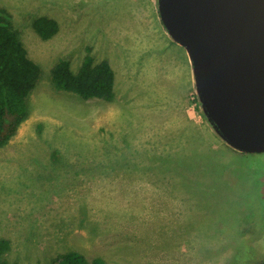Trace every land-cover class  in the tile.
<instances>
[{"label":"rangeland","instance_id":"rangeland-1","mask_svg":"<svg viewBox=\"0 0 264 264\" xmlns=\"http://www.w3.org/2000/svg\"><path fill=\"white\" fill-rule=\"evenodd\" d=\"M42 73L29 116L0 147L7 264L76 250L109 264H264V152L230 146L202 115L188 51L159 0H0ZM41 14L60 30L32 28ZM115 97L58 90L51 68L88 52ZM236 251L240 253L237 258Z\"/></svg>","mask_w":264,"mask_h":264},{"label":"water","instance_id":"water-1","mask_svg":"<svg viewBox=\"0 0 264 264\" xmlns=\"http://www.w3.org/2000/svg\"><path fill=\"white\" fill-rule=\"evenodd\" d=\"M159 2L211 122L235 149L264 152V0Z\"/></svg>","mask_w":264,"mask_h":264},{"label":"trees","instance_id":"trees-1","mask_svg":"<svg viewBox=\"0 0 264 264\" xmlns=\"http://www.w3.org/2000/svg\"><path fill=\"white\" fill-rule=\"evenodd\" d=\"M31 25L43 40L52 38L60 30L59 22L46 14L36 16ZM87 49L76 70L72 68L69 58L58 59L51 68L52 84L58 90L73 92L85 99L112 100L115 97V70L107 59L97 60ZM41 73L40 63L29 55L14 27L13 14L6 7H0V147L9 143L28 118L27 96ZM202 115L211 122L205 110ZM9 247L10 241L1 237L0 264H7L2 255ZM234 256L238 258L240 253L236 251ZM50 264L109 263L102 256L88 260L81 252L70 250L59 254Z\"/></svg>","mask_w":264,"mask_h":264}]
</instances>
